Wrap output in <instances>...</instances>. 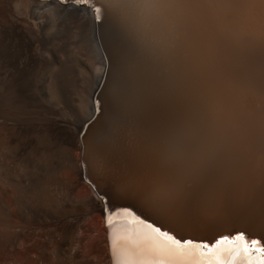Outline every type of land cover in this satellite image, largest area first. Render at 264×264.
Returning a JSON list of instances; mask_svg holds the SVG:
<instances>
[{
  "label": "bare ground",
  "instance_id": "obj_1",
  "mask_svg": "<svg viewBox=\"0 0 264 264\" xmlns=\"http://www.w3.org/2000/svg\"><path fill=\"white\" fill-rule=\"evenodd\" d=\"M253 1L178 0L153 38L142 40L132 35L129 20L158 27L148 0H88L100 8V19L74 0H0V264H214L198 246L182 253L145 221L181 241L211 244L244 232L264 243V0ZM118 8L125 21L116 26ZM121 72L130 81L126 92L133 100L158 91L189 92V161L179 162L187 164L183 179L195 189L214 190L205 210L199 216L191 213L198 221L213 215L219 217L215 222L231 216L232 221L174 231L177 223L168 228L172 220L168 227L157 223L160 216L169 221V210L160 209L154 222L101 193L91 136L80 134L94 116L93 99L102 108ZM82 174L108 197L107 213ZM82 191L83 197L75 198ZM181 214L185 218L186 212ZM189 215L186 221L194 217ZM89 217L100 219L98 229L85 227ZM221 259L233 264L228 251Z\"/></svg>",
  "mask_w": 264,
  "mask_h": 264
},
{
  "label": "rangeland",
  "instance_id": "obj_2",
  "mask_svg": "<svg viewBox=\"0 0 264 264\" xmlns=\"http://www.w3.org/2000/svg\"><path fill=\"white\" fill-rule=\"evenodd\" d=\"M257 1H259V0H254L253 1V3H252V5H254ZM87 7L88 8H91L93 11H94V9H96L97 7H93V4L92 3H90V2H88L87 4ZM95 12V11H94ZM116 26H118V25H120V22L121 21H125L124 20V18H125V16L122 14V12L119 10V8H118V10H116ZM96 13V12H95ZM96 16H97V13L95 14ZM250 22V19L245 23V25H244V27H247L248 26V23ZM118 24V25H117ZM114 27V26H113ZM68 37V36H67ZM72 41H73V43H72ZM70 43H71V45H73V46H75L76 45V43H75V39H72V37H71V41H69ZM80 43H78L77 42V45H79ZM70 45V44H69ZM102 55L104 56V52L102 51ZM82 59H83V61H84V63H82V64H80L81 65V67L83 68L84 67V64H86L85 62H87V59H88V57L86 56V57H81ZM105 60H106V58H104ZM89 61V60H88ZM107 61V60H106ZM106 64H107V62H106ZM107 68V67H106ZM104 81H105V78H104V80L102 81V85H103V83H104ZM102 85L100 86V89H101V87H102ZM100 89H99V91H100ZM182 90V89H181ZM181 90H179V89H177L176 90V92H175V89H174V92L172 91V90H170V91H161V93H160V91H158V92H155V94L153 93V94H150V95H146L145 97H143V98H140V99H135V100H133V99H130L128 96H127V92L125 91L123 94H122V96H121V98H120V101H119V103L118 104H114L113 103V101H112V99H111V97H110V93L108 94V96L105 98V101H104V104H103V106H102V108H100V104H99V102H98V100L97 99H93V103L95 104V113H94V116L91 118V120L86 124V128H85V130H84V133L83 134H80V137H83V135L85 134V132L86 131H88L89 132V134H90V150H91V160H92V163H93V166H94V168H95V179L97 180V182L100 184V187L102 188V191H101V193H104L105 194V196H111L112 197V199L113 200H115V201H120V202H122V203H124L126 206H129V207H131L132 209H134L137 213H139L140 215H142L143 217H145V218H148L149 220L151 219L152 221H154V222H157V221H159V222H157L158 224H163V226L165 225L166 227H168L170 224H171V222L173 223H177V224H175V225H177V226H175L174 225V223H173V225L171 224L168 228H171V227H174V228H172L174 231H178V230H182L183 231V229H186V228H190L189 230L191 231V232H194L195 231V228H194V226H195V224L198 226V225H201V224H204L205 222V224L204 225H208V223H209V225L208 226H210V225H215V224H217L218 222H221V223H223V222H226V221H232V219H233V217L231 216V218H229V220H228V217H222L223 219H221V217H220V219H218L216 222H215V218L217 219V218H219V217H215V215H213V217L214 218H212V216L210 217L212 220H210V218H207V219H209L210 221H208L207 219H200L199 221H198V214H197V212H195L196 214H194V213H190V215L193 217V219H191L190 221H189V219H190V217H188V214H187V212H186V214H187V216H186V214H185V218H184V215L182 216V214L181 213H179V214H177L178 212H173V211H170L169 210V212H170V214H168L169 212H168V210L167 209H165V210H167V214L169 215V216H171L170 218H169V221H166L163 217H161L160 216V219H159V212L158 211H160V209H158L157 210V213H153V211H151V210H148V208H146L141 202H139V200H137L135 197H132V196H127V195H123V194H121V191H118V189H117V183H118V180H119V178L121 177V176H123V175H125V174H137V175H139V176H141V177H143V178H145V179H149V178H153V176L155 177V176H157L158 174H160L161 173V171H164L165 169H167V168H170V167H173V166H175V165H177L179 162H181L182 164H185V163H187V160H188V158H189V156H188V151H187V149H185L187 146H189V136L188 137H186L187 136V128L189 127V125H190V123H191V119H189V118H191V116H190V112L191 111H189V109H190V102L189 103H186V102H188V100H190L191 98H190V96H189V92L188 91H186L185 89H184V91H185V94H184V92H183V90H182V92H181ZM158 93V94H157ZM160 93V94H159ZM168 94V96L167 95H165V94ZM172 93H176V96L175 95H173ZM177 93H179V94H177ZM126 94V95H125ZM164 94V95H163ZM171 95V97H172V99H171V97H170V99H169V96ZM183 94V95H182ZM186 94H187V96L189 97V99L188 98H186V97H184V95L186 96ZM97 95V94H96ZM154 95V96H153ZM158 95V96H157ZM179 95V96H178ZM153 96V97H152ZM156 96V97H155ZM159 96H164V99H165V97H168V98H166V100L165 101H167L166 102V105L164 104L163 106L164 107H170V108H164V107H162V104L163 103H165V101H163V98L162 97H160V98H158ZM176 98H175V97ZM180 96H182V98L180 97ZM96 97V96H95ZM177 97H180L181 98V100H183V101H181L180 100V98H177ZM128 98V99H127ZM147 98V99H146ZM152 98V99H151ZM157 100H156V99ZM173 98H175V99H173ZM155 99V100H154ZM162 99V100H161ZM184 99L186 100V101H184ZM138 100H139V102H138ZM171 102H173V103H171ZM173 100V101H172ZM179 100L182 102V104L180 105V103L181 102H179ZM156 101V102H155ZM158 101H160V102H158ZM162 101H163V103H162ZM169 101V102H168ZM176 101V102H175ZM177 101L179 102V106H177L176 104H178L177 103ZM190 101H192V100H190ZM98 102V103H97ZM174 102H175V104H174ZM184 102V103H183ZM160 103H162L161 105H160ZM167 103H171V104H167ZM186 103V104H185ZM192 103V102H191ZM97 104H99L98 106H99V111H96V105ZM135 104V105H134ZM143 104H144V106H143ZM156 104H159V107L158 106H155ZM173 104V105H172ZM188 104H190V105H188ZM149 105H150V107H149ZM153 105V106H152ZM168 105V106H167ZM177 107H175V106ZM182 105H185V109L183 108L184 106H182ZM125 108H124V107ZM134 106V107H133ZM161 106V107H160ZM174 106V107H173ZM180 106H182V108H180ZM187 106H189V108L187 107ZM141 108V110H140V108ZM142 107H144L143 109H142ZM153 107V108H152ZM158 107V108H157ZM171 107H172V109H175V110H172L171 109ZM186 107H187V109H186ZM127 108H129V109H127ZM151 110H150V109ZM157 108V109H156ZM179 108H180V110H179ZM164 109V110H163ZM170 109V110H169ZM176 109H177V111H176ZM181 109H184V110H186V111H183V110H181ZM124 110V111H123ZM147 110V111H146ZM155 110V111H154ZM161 110V111H160ZM163 110V111H162ZM169 110V111H168ZM132 111V112H131ZM142 111V112H141ZM144 111V112H143ZM152 111H154V112H152ZM157 111V112H156ZM159 111H160V113H159ZM164 111H166V112H164ZM170 111H173V115L174 116H169L168 114H172V112H170ZM174 111H176V113L174 112ZM179 111H180V113H182L181 115H180V113H179ZM186 114H188L189 115V117H188V115L186 116L183 112ZM97 112V113H96ZM124 112V113H123ZM128 112V113H127ZM163 114H162V113ZM168 112V113H167ZM177 112H178V115H177ZM111 113V114H110ZM115 113V114H114ZM156 113V114H155ZM124 114H128V115H124ZM153 114H155V115H157V117H154V115ZM161 114H162V116H161ZM165 114V115H164ZM121 115H123V116H121ZM130 115V116H129ZM132 115V116H131ZM167 115V116H166ZM183 115H185V117H184V119H183ZM176 116V117H175ZM182 117V119H183V122H185V123H181V118L179 119V117ZM130 117V118H129ZM135 117V118H134ZM141 117V118H140ZM167 117L170 119V120H168L167 119ZM173 117V118H172ZM178 117V118H177ZM127 118V119H126ZM160 120V118H161V120H160V122H159V120ZM163 118H164V120H163ZM173 119V121L176 119V120H178V121H176L175 120V122H173V121H171L172 119ZM175 118V119H174ZM186 118V119H185ZM132 119V120H131ZM152 119H153V121H152ZM155 119V120H154ZM135 120V121H134ZM156 120H158V121H156ZM166 120H167V122H166ZM190 120V122L187 124L186 122H188ZM119 121V122H118ZM125 123H124V122ZM133 121V122H132ZM136 121H139V123L138 122H136ZM171 121V122H170ZM153 123V125H152V123ZM157 123V126H154L156 123ZM164 122V123H163ZM172 123V125L170 124V123ZM136 123V124H135ZM174 123H176V125L174 124ZM107 125L106 126V132H105V134H104V137H103V139H104V143H105V145H106V148H107V151H108V153H107V159H108V166H107V168H105L101 163H100V161H99V159H98V155H97V153H98V149H97V141H96V138H95V133H96V131H97V129L98 128H100L102 125ZM110 124V125H109ZM115 124V125H114ZM129 124V125H128ZM151 124V125H150ZM158 124H160L161 125V127H160V125L158 126ZM168 124V125H167ZM170 124V125H169ZM180 124V125H179ZM188 126H187V125ZM166 125L167 126H170L171 127V129H170V127H166ZM184 125V126H183ZM118 126V127H117ZM137 126V127H136ZM165 126V127H164ZM175 126H177V127H175ZM154 129H153V128ZM158 127V128H157ZM162 127H163V129L166 131H168L166 134L165 133H163L162 134ZM174 127V128H173ZM180 127V128H179ZM182 127H183V129H182ZM124 128V129H123ZM141 128V129H140ZM159 128H161L160 130H159ZM170 129V132H171V130H172V135H171V133L169 132V129ZM153 129V130H152ZM159 130V132L160 133H158L157 134V130ZM181 129V130H180ZM117 130V131H116ZM137 130H139V131H137ZM149 130V131H148ZM154 130H156L155 132H154ZM177 131V132H175V131ZM110 131V132H109ZM114 131H116V132H114ZM143 133H142V132ZM146 133H145V132ZM174 131V132H173ZM179 131H180V133H179ZM148 132V133H147ZM155 133V135H157L156 136V138L154 137L155 135H154V133ZM182 132V133H181ZM82 133V132H81ZM176 135H175V134ZM107 134V135H106ZM161 134H162V136H161ZM178 134H181V135H178ZM184 134H186L185 136H184ZM109 135V136H108ZM142 135H143V137H142ZM145 135V136H144ZM148 135V136H147ZM166 135V136H165ZM168 135H169V137H168ZM171 135V136H170ZM183 135V136H182ZM108 136V137H107ZM128 136H130V138H128ZM154 138H153V137ZM158 136H161V137H159V138H157ZM174 136V137H173ZM149 137V138H148ZM152 137V138H151ZM166 137V138H165ZM168 137V138H167ZM182 137L184 138V139H182ZM188 138V139H186V138ZM134 138V139H133ZM144 138V139H143ZM151 138V139H150ZM170 138V139H169ZM130 139V140H129ZM147 139H149V140H147ZM153 139V140H152ZM162 139H163V141H162ZM167 139V140H166ZM140 140V141H139ZM160 140V141H159ZM182 142H181V141ZM187 140V141H186ZM120 141V142H119ZM144 141V142H143ZM147 141V142H146ZM153 141H155V143L157 142V144H159V146L157 145V144H155ZM168 141V142H167ZM129 142V143H128ZM152 142V143H151ZM165 142V143H164ZM175 142V143H174ZM179 143V145H178V143ZM186 142H188L187 144H186ZM123 143V144H122ZM142 143L144 144V145H142ZM149 143H151V144H149ZM163 143V144H162ZM139 144V145H138ZM171 144H174V145H171ZM163 145V146H162ZM180 145L183 147H181V151L179 150L180 149ZM136 147L135 149H134V147ZM140 146V147H139ZM152 146V147H151ZM155 146V147H154ZM171 146V147H170ZM146 147V148H145ZM148 147H150V148H148ZM154 147V148H153ZM179 147V148H178ZM163 150H162V149ZM169 149V151H168V149ZM172 148V149H171ZM175 148V149H174ZM133 149V150H132ZM139 149H141L140 151H139ZM148 149V150H147ZM150 149L152 150V151H150ZM154 149V150H153ZM158 149V150H157ZM176 149H178V150H176ZM144 150H146V151H144ZM161 150H162V152H161ZM168 152H167V151ZM151 153H150V152ZM158 151H159V153H158ZM174 151V152H173ZM183 151H185L186 153H183ZM147 152H149V153H147ZM160 152H161V154H160ZM174 153V155H173V153ZM141 153V154H140ZM155 155H154V154ZM179 153H182L183 155H181V154H179ZM146 154H147V156H146ZM149 154V155H148ZM151 154H153L154 156H156V157H153V155H151ZM166 154H168L167 156H166ZM171 156H170V155ZM150 155H151V158H150ZM158 155V156H157ZM161 155V156H160ZM165 156V157H164ZM168 156H170L171 158H170V160H169V157ZM174 158H173V157ZM188 156V157H187ZM144 157V158H143ZM167 157H168V159H167ZM178 157V158H177ZM184 157H187V158H184ZM148 158V159H147ZM156 158V159H155ZM160 158V159H159ZM166 160H165V159ZM183 158H184V160H183ZM154 159V160H153ZM180 159H181V161H180ZM185 159H186V162H184L185 161ZM150 160H152V161H150ZM157 162H160V164L159 163H157ZM164 160V161H163ZM168 160V161H167ZM162 161V162H161ZM169 161L170 162H172L171 164L169 163ZM189 161V160H188ZM151 162H153V163H151ZM155 162V163H154ZM178 162V163H177ZM163 163L165 164V168H164V165H163ZM166 163H167V165H169V166H166ZM181 163H179V165L181 164ZM83 164V162H81V165ZM98 164V165H97ZM153 166H151V165ZM154 164V165H153ZM156 165H159V166H156ZM163 165V166H162ZM187 165V164H186ZM186 165H185V167L183 166V165H181V167H183L182 168V174H183V176H185L184 174H185V172H186V170H185V168H186ZM84 165H82L81 167L84 169V167H83ZM157 167H158V169H157ZM161 169H160V168ZM163 167V168H162ZM153 169V170H152ZM160 169V170H159ZM158 170H159V172H158ZM185 170V171H184ZM153 171H157L156 173L155 172H153ZM154 173H155V175H154ZM148 174H149V176H148ZM157 174V175H156ZM67 177H69L68 175H67V173H65V180L67 179ZM81 178H82V181L87 185V186H89L96 194H97V196H98V198L102 201V203L103 204H105L104 206H105V208L107 207V203H108V197H105L103 194H101L100 192H98L97 191V188H95V184L91 181V180H89L84 174H82L81 175ZM184 178V177H183ZM185 179V178H184ZM190 184V183H189ZM191 186H192V188L193 189H195L193 186L194 185H192V184H190ZM83 195H84V191H82V192H79V194L78 193H75V198H81V197H83ZM136 204H138V205H136ZM141 207V208H140ZM147 209V210H146ZM146 210V211H145ZM171 212H173V214H171ZM184 214V213H183ZM173 215H181V217L179 218V216H178V218L176 219L175 218V216H173ZM189 215V216H190ZM155 216V217H154ZM176 216V217H177ZM189 218V219H187V221L185 220L186 218ZM195 217H197V218H195ZM157 218V219H156ZM172 218V219H171ZM159 219V220H158ZM179 219V220H178ZM181 219H183L184 220V222H186V223H184L183 222V220H181ZM164 220V221H163ZM170 220H172L171 222H170ZM202 220V221H201ZM163 221V222H162ZM175 221H177V222H175ZM178 221L180 222V223H178ZM194 221H195V223H194ZM196 221H197V223H196ZM201 221V222H200ZM167 222V223H166ZM168 222L170 223V224H168ZM190 222V223H189ZM202 222H204V223H202ZM213 222H215V223H213ZM165 223V224H164ZM184 223V224H183ZM199 223V224H198ZM201 223V224H200ZM84 225H85V227H90L91 225H95V227L98 229L99 227H100V225H101V223H100V219H98V218H95V217H89L88 219H86L85 221H84V223H83ZM184 226H183V225ZM186 224V225H185ZM188 224V225H187ZM191 224V225H190ZM189 225H190V227H189ZM192 225H194L193 226V228L194 229H191L192 228ZM206 225V226H207ZM179 226H180V228H179ZM187 226V227H186ZM181 227H182V229H181ZM186 227V228H185ZM95 228V229H96ZM177 229V230H176ZM188 229L187 230H184V231H187V232H190ZM193 230V231H192ZM95 232L94 231H92L91 232V235H93ZM85 240L86 241H88V238H87V236H85Z\"/></svg>",
  "mask_w": 264,
  "mask_h": 264
},
{
  "label": "clouds",
  "instance_id": "obj_3",
  "mask_svg": "<svg viewBox=\"0 0 264 264\" xmlns=\"http://www.w3.org/2000/svg\"><path fill=\"white\" fill-rule=\"evenodd\" d=\"M148 2L152 5L157 18L158 27L156 29H147L142 22L135 19L129 20L132 35L142 40L153 38L154 32L171 14L174 10L173 5L178 3V0H148ZM130 87V81L122 72L118 73L110 90L113 103L118 104L122 94ZM106 130V125L103 124L95 133L98 159L105 168L108 166V151L103 139ZM117 189L123 195L135 197L146 208L156 213L158 209H167L178 213H201L205 210L206 202L214 194L211 187L193 189L183 179L179 164L167 168L157 176L149 179L137 174H125L119 178Z\"/></svg>",
  "mask_w": 264,
  "mask_h": 264
},
{
  "label": "snow or ice",
  "instance_id": "obj_4",
  "mask_svg": "<svg viewBox=\"0 0 264 264\" xmlns=\"http://www.w3.org/2000/svg\"><path fill=\"white\" fill-rule=\"evenodd\" d=\"M77 4H87L88 0H74ZM97 13V19H100V8L94 9ZM96 111H99L98 104L96 105ZM107 213V210H105ZM123 211H131V209L125 208ZM110 219L106 215V223H110ZM144 222V221H142ZM149 227H153L154 231L164 240L170 241L176 249L182 253L185 251L190 252L193 246H198L202 255L211 256L214 258V264H225V261L221 259V254L224 251H228L232 254L233 264H264V243L259 239H249L244 232H235L232 235H223L217 238L214 242L209 244L203 241L176 239L172 234L162 230L157 226H153L148 223ZM207 264H213V261H208Z\"/></svg>",
  "mask_w": 264,
  "mask_h": 264
},
{
  "label": "water",
  "instance_id": "obj_5",
  "mask_svg": "<svg viewBox=\"0 0 264 264\" xmlns=\"http://www.w3.org/2000/svg\"><path fill=\"white\" fill-rule=\"evenodd\" d=\"M145 223L148 224V223H150V222L145 221ZM150 224H152V223H150ZM153 226H154V225H153ZM188 240H189V239H188Z\"/></svg>",
  "mask_w": 264,
  "mask_h": 264
}]
</instances>
